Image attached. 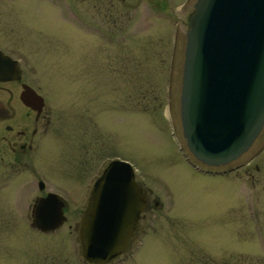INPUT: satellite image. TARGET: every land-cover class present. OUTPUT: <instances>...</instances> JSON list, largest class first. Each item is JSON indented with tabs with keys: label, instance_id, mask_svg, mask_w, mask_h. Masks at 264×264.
Masks as SVG:
<instances>
[{
	"label": "rangeland",
	"instance_id": "1",
	"mask_svg": "<svg viewBox=\"0 0 264 264\" xmlns=\"http://www.w3.org/2000/svg\"><path fill=\"white\" fill-rule=\"evenodd\" d=\"M29 1L43 12L32 11L20 33L34 38L41 74L60 79L65 114L70 106L79 109L78 131L68 134L83 133L88 143L92 164L83 181L91 179L84 187L117 157L131 162L147 195L158 201L128 250L110 264H264V181L252 192L239 173H229L225 186L220 176L199 172L182 133L185 31L195 0ZM61 4L74 8L69 13ZM263 137L264 126L231 162L244 159ZM80 220L69 216L44 234L29 230L23 218H14L18 228L11 229L0 217V264H86Z\"/></svg>",
	"mask_w": 264,
	"mask_h": 264
},
{
	"label": "water",
	"instance_id": "2",
	"mask_svg": "<svg viewBox=\"0 0 264 264\" xmlns=\"http://www.w3.org/2000/svg\"><path fill=\"white\" fill-rule=\"evenodd\" d=\"M185 36L182 133L196 159L225 164L249 148L264 122V0H195ZM61 206L55 194L41 199L37 226L59 225ZM144 206L132 164L111 159L81 216L83 256L105 263L125 250Z\"/></svg>",
	"mask_w": 264,
	"mask_h": 264
},
{
	"label": "flooded vegetation",
	"instance_id": "3",
	"mask_svg": "<svg viewBox=\"0 0 264 264\" xmlns=\"http://www.w3.org/2000/svg\"><path fill=\"white\" fill-rule=\"evenodd\" d=\"M16 2L0 1V217L11 223V229L18 228L14 218H23L29 230L45 234L57 229L69 216H82L83 202L87 201L102 170L98 167L90 188H85L84 181L90 177L83 181L84 168L92 164L90 157L85 156L88 143L83 133L68 134L72 128L78 131V113L74 111L79 109L70 106L72 110L67 112L70 115L65 114L67 107L60 105L62 95L58 92L62 86L60 79L41 74L38 64L41 56L36 52V44L31 43L34 38L20 33L26 20L31 21L32 11L43 10L36 9L35 2L29 0ZM61 6L69 13L74 8L68 4ZM29 28L25 27L24 31L30 33ZM78 117L80 119V115ZM255 145L256 148L239 162L216 166L198 162L195 167L204 174L220 176L225 186L229 173H239L253 192L256 183L264 181V137ZM137 183L144 193L145 206L139 214L130 246L145 226L146 210L152 207L151 202L158 205L157 200L147 195L142 183L138 180ZM48 194H55L61 202L63 220L55 228L43 229L36 224V206ZM74 199L75 205L71 204ZM254 202H257L255 195L250 206V213L255 216L259 212ZM227 215L225 203L223 226L227 225ZM82 261L92 264L85 259Z\"/></svg>",
	"mask_w": 264,
	"mask_h": 264
}]
</instances>
